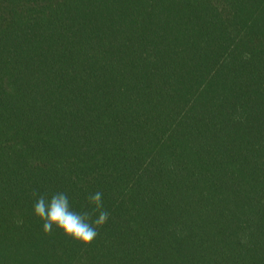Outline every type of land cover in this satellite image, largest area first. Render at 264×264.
Segmentation results:
<instances>
[{
    "label": "trees",
    "instance_id": "1",
    "mask_svg": "<svg viewBox=\"0 0 264 264\" xmlns=\"http://www.w3.org/2000/svg\"><path fill=\"white\" fill-rule=\"evenodd\" d=\"M0 264H264V0H0Z\"/></svg>",
    "mask_w": 264,
    "mask_h": 264
},
{
    "label": "clouds",
    "instance_id": "2",
    "mask_svg": "<svg viewBox=\"0 0 264 264\" xmlns=\"http://www.w3.org/2000/svg\"><path fill=\"white\" fill-rule=\"evenodd\" d=\"M34 214L43 221V231L51 234L59 229L65 236L89 246L98 236L99 229L108 221L110 213L104 209L103 193L97 191L87 196L92 207L83 211L72 208L65 192L47 193L33 191Z\"/></svg>",
    "mask_w": 264,
    "mask_h": 264
}]
</instances>
